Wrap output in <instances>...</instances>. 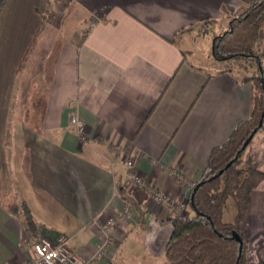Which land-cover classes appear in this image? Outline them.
Returning a JSON list of instances; mask_svg holds the SVG:
<instances>
[{"label":"crops","instance_id":"obj_1","mask_svg":"<svg viewBox=\"0 0 264 264\" xmlns=\"http://www.w3.org/2000/svg\"><path fill=\"white\" fill-rule=\"evenodd\" d=\"M251 1L0 0V264L34 259L41 239L63 240L85 263L105 243L101 225L125 205L129 216L94 264H168V221L195 216L189 184L252 107V85L214 59L212 70L201 64L194 38L224 33ZM43 29L52 42L32 56ZM126 158L144 190L125 186ZM242 163L263 174L241 223L246 241L264 234V131ZM149 190L181 209L153 203Z\"/></svg>","mask_w":264,"mask_h":264},{"label":"trees","instance_id":"obj_2","mask_svg":"<svg viewBox=\"0 0 264 264\" xmlns=\"http://www.w3.org/2000/svg\"><path fill=\"white\" fill-rule=\"evenodd\" d=\"M263 30L264 0H253L230 20L224 33L213 38L214 61L252 85V107L249 117L236 126L228 140L211 151L190 191L189 205L195 216L182 219L177 215L168 221L173 228L164 252L168 264H247L241 223L263 174L244 166L242 158L254 136L264 131ZM229 200L236 213L233 221L226 223L223 215ZM21 209L29 236L36 237L37 228L28 209Z\"/></svg>","mask_w":264,"mask_h":264},{"label":"built area","instance_id":"obj_3","mask_svg":"<svg viewBox=\"0 0 264 264\" xmlns=\"http://www.w3.org/2000/svg\"><path fill=\"white\" fill-rule=\"evenodd\" d=\"M70 126L75 131L77 136L84 140V122L76 116L70 118ZM115 154L118 151H114ZM125 168H126V180L125 186L133 188L134 190L142 191L145 189V184L143 178L137 173L134 163L126 158L125 159ZM172 174L178 179L180 183H184L183 176L177 171H172ZM195 184H189L190 191L193 189ZM150 199L153 203L164 204L169 209L174 211H179L181 206L176 203L171 197L166 195L154 193L148 191ZM131 207L125 205L123 212L118 214L115 217L107 219L100 227L101 233L105 237V243H103L99 249L96 251L95 255L91 260L82 263L75 259L66 249L65 243L63 240H59L56 243L51 242L47 239H41L34 243L33 252L35 258L32 260L26 261L24 264H94L98 261H101L104 258L106 246L111 237V229L115 226L118 220L126 219L129 216Z\"/></svg>","mask_w":264,"mask_h":264},{"label":"rangeland","instance_id":"obj_4","mask_svg":"<svg viewBox=\"0 0 264 264\" xmlns=\"http://www.w3.org/2000/svg\"><path fill=\"white\" fill-rule=\"evenodd\" d=\"M74 25V23L70 24ZM73 31L74 28H71ZM51 31L48 29H43L40 35L38 36L36 42L34 43V47L31 51V55L34 56L36 52L46 51L48 48V42H52ZM220 29L214 28L209 29L207 33H202L194 38V47L195 54L200 58L198 61L201 64H204L209 70H212L211 67H208L210 62L213 60L211 54V46L213 38L220 35ZM64 36V35H63ZM72 38V37H70ZM197 57V56H196ZM195 61V60H194ZM222 65V64H221ZM219 70L224 69V67H218ZM236 213V206L229 200L227 202L226 208L224 209L223 220L226 223H231L233 221V217ZM249 235V234H248ZM246 237V258L247 264H264V234H260L257 236H248ZM249 240V241H248Z\"/></svg>","mask_w":264,"mask_h":264},{"label":"water","instance_id":"obj_5","mask_svg":"<svg viewBox=\"0 0 264 264\" xmlns=\"http://www.w3.org/2000/svg\"><path fill=\"white\" fill-rule=\"evenodd\" d=\"M234 237H235V239H236L237 241H240L238 235H235Z\"/></svg>","mask_w":264,"mask_h":264}]
</instances>
